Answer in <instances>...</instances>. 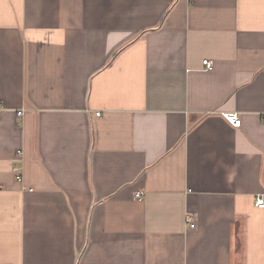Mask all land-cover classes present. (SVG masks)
Wrapping results in <instances>:
<instances>
[{"label": "crops", "instance_id": "crops-1", "mask_svg": "<svg viewBox=\"0 0 264 264\" xmlns=\"http://www.w3.org/2000/svg\"><path fill=\"white\" fill-rule=\"evenodd\" d=\"M257 196L264 0H0V264H264Z\"/></svg>", "mask_w": 264, "mask_h": 264}, {"label": "built area", "instance_id": "built-area-1", "mask_svg": "<svg viewBox=\"0 0 264 264\" xmlns=\"http://www.w3.org/2000/svg\"><path fill=\"white\" fill-rule=\"evenodd\" d=\"M203 64H204V68L207 70H211L213 68V62L211 60H204ZM22 114H23V110L18 111V115H22ZM224 118L234 127H236V128L241 127L242 119L238 113H225ZM18 154L20 155L21 152L19 151ZM13 170L15 172L16 179L19 182H22L23 181V173H22L21 167L18 164H15L13 166ZM135 198L137 200H143L144 199V192H142V191L137 192L135 194ZM255 206L260 207V208L264 207V198L262 196H257L255 198ZM195 227H196V224L192 222L190 224V228L194 229Z\"/></svg>", "mask_w": 264, "mask_h": 264}]
</instances>
